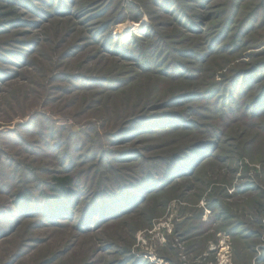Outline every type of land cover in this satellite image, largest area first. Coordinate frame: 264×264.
Here are the masks:
<instances>
[{
    "label": "rangeland",
    "instance_id": "obj_1",
    "mask_svg": "<svg viewBox=\"0 0 264 264\" xmlns=\"http://www.w3.org/2000/svg\"><path fill=\"white\" fill-rule=\"evenodd\" d=\"M0 264H264V0H0Z\"/></svg>",
    "mask_w": 264,
    "mask_h": 264
},
{
    "label": "bare ground",
    "instance_id": "obj_2",
    "mask_svg": "<svg viewBox=\"0 0 264 264\" xmlns=\"http://www.w3.org/2000/svg\"><path fill=\"white\" fill-rule=\"evenodd\" d=\"M116 27L118 28L117 31L120 32V33L126 31V28H123V27H122V24H118Z\"/></svg>",
    "mask_w": 264,
    "mask_h": 264
},
{
    "label": "trees",
    "instance_id": "obj_3",
    "mask_svg": "<svg viewBox=\"0 0 264 264\" xmlns=\"http://www.w3.org/2000/svg\"><path fill=\"white\" fill-rule=\"evenodd\" d=\"M66 183V180H64V181H60V183H59V185H61V184H65ZM62 186V185H61Z\"/></svg>",
    "mask_w": 264,
    "mask_h": 264
}]
</instances>
